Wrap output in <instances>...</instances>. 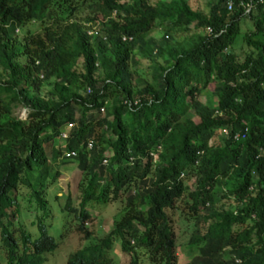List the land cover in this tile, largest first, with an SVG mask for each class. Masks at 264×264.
<instances>
[{"label":"trees","instance_id":"1","mask_svg":"<svg viewBox=\"0 0 264 264\" xmlns=\"http://www.w3.org/2000/svg\"><path fill=\"white\" fill-rule=\"evenodd\" d=\"M227 1L208 0L202 10L190 0H0V238L7 264H39L41 254L57 245L41 223L36 238L19 231L18 250L5 222L17 213L20 185L44 207V184L58 174L50 170L45 146L49 142L51 150L66 122L72 125L60 138L62 148L75 155L54 152L77 158L85 172L77 207L66 202L77 228L90 234L82 225L89 199H114L125 191V209L98 241L70 251L65 264H115L104 254L113 236L128 264H137V249L149 264H177L167 209L190 176L194 187L184 203L195 217L189 241L198 253L181 264H264V155H257L264 148V0H230V9ZM245 2H251L248 11ZM80 8L87 14L80 17ZM245 17L252 29L242 34L248 48L239 55L232 43ZM32 22L36 30L27 27ZM86 23L98 35L88 34ZM156 23L164 32L148 35ZM176 26L204 31L182 44L169 34ZM135 50L163 58L152 80L135 76ZM200 89L215 97L214 104L195 98ZM133 97L138 101L131 107L123 102ZM18 104L26 108L23 118L12 112ZM217 128L227 133L211 145ZM235 132L243 136L234 138ZM155 144L156 162L148 155ZM107 148L109 161L101 164ZM217 185L231 206L214 207Z\"/></svg>","mask_w":264,"mask_h":264},{"label":"rangeland","instance_id":"2","mask_svg":"<svg viewBox=\"0 0 264 264\" xmlns=\"http://www.w3.org/2000/svg\"><path fill=\"white\" fill-rule=\"evenodd\" d=\"M208 0H190L192 4L205 9L204 5ZM79 16L82 17L87 14L85 8H80L78 11ZM99 15V14H96ZM39 24L32 22L27 25L32 30H36ZM165 28L161 23H156V26L150 28L147 31L148 35L159 37L163 33ZM249 29H252L251 20L248 17L243 18L239 23V33L232 43V49L239 55H243L247 50V46L242 40V34ZM204 30L201 28L187 29L181 26H176L169 31L172 35L173 41L178 43H185L186 39H190L191 33H202ZM19 28L17 33H21ZM264 39V34L262 35ZM187 42H191L188 40ZM250 49V48H249ZM252 50V49H251ZM253 51V50H252ZM136 56L135 64V76L143 77L146 80H152V75L155 70L154 64L156 62L164 65L165 62L162 57L156 56L149 58L147 55L140 54L137 50L134 51ZM211 83L207 85L206 90L210 91ZM195 98L202 104L212 105L214 104L215 97H209L205 90L200 89L195 93ZM13 114L23 118L26 115V108L20 104L12 108ZM194 121L198 118L195 114L188 112ZM222 129L217 128L213 134L208 138V143L211 145L216 144L222 138ZM47 142V141H46ZM51 150L48 147L47 142V155L51 164V169L58 170V174L54 180L49 181L46 178V183L42 189V196L46 201L44 207H41L27 193V188L20 185L15 191V200L17 201V213L9 217V221L5 224L13 230L15 239L17 240L18 250L21 248L19 240V231H23L30 235V238H36L40 231L37 224H41L44 227L45 232L51 235L57 242L56 247L51 251H46L41 254L43 257L42 262L39 264H65L68 253L76 248L87 245L91 242H96L98 239L107 233L114 225V223L121 217L125 209L124 196L125 191H121L117 198H106L104 201L89 199L85 203V209L89 216L82 222V225L86 227L90 234L85 237L83 232L77 228L79 220L73 215V211L67 207V201L70 202L75 208L78 205L80 199L81 187L85 184L84 170L78 167L77 158L62 159V157L55 153L54 150L64 146L59 135L52 138ZM110 148H107L104 153H110ZM156 162V160L154 161ZM152 174V170L149 172ZM148 174V175H149ZM231 183L230 178H226L225 187H228ZM134 182H130L127 189L133 187ZM194 187V177L190 176L184 180V189L181 197L175 201V206L172 209H167L172 219V227L175 231V252L177 264L189 263L192 257L198 253V244L189 241V236L195 225V217L187 209L184 201H190L188 198V192ZM217 191L214 193L213 205L215 208L222 206H231L232 201L223 197L219 190L220 185H217ZM69 197V198H66ZM213 246L209 245L206 249H212ZM6 247L0 238V264L6 263ZM137 264H149L146 255L142 249H137ZM143 252V253H142ZM106 257H109L115 264H128L129 255L121 250L119 246V238L113 236V240L108 249L104 251ZM222 255L227 257L229 252L223 250Z\"/></svg>","mask_w":264,"mask_h":264},{"label":"built area","instance_id":"3","mask_svg":"<svg viewBox=\"0 0 264 264\" xmlns=\"http://www.w3.org/2000/svg\"><path fill=\"white\" fill-rule=\"evenodd\" d=\"M242 5L244 6V11H248L251 7V2H245V3H242ZM226 7L227 9H230L231 8V1H227V4H226ZM263 25H264V21H263ZM206 30L209 32L210 31V27L207 26L206 27ZM85 31L88 33V34H91V35H98L97 33V30L95 29V25H90L88 23L85 24ZM166 36V35H164ZM125 37H127L128 39L130 38V36H125V35H121V39H125ZM138 101V98L136 97H133L132 99L130 98H124L123 99V102H125L128 106H132V104H135L137 103ZM106 100L105 98L103 99V104L99 105L98 106V111H103V107H104V104H105ZM71 122H66L64 123V125L62 127L59 128V131H58V135L59 137L61 138H64L67 136V133H68V130L69 128L71 127ZM222 132L224 134H226V130L225 129H222ZM238 136L242 137L243 136V133L241 132H235L233 133V137L234 138H237ZM91 143H92V139L91 138H88L86 140V145H85V148L88 149L91 147ZM258 151H257V155H264V148L262 147H258L257 148ZM160 150V146L159 144H155V145H152L149 149H148V155L151 156L152 158V161H155L156 158H157V151ZM200 152V151H198ZM75 155V150L73 149H64L62 151V156L64 157H73ZM109 160V153H103L102 157H101V164H106ZM128 163H131L133 161V156L132 155H129L128 156V159H127ZM180 176H182V172H180L179 174Z\"/></svg>","mask_w":264,"mask_h":264},{"label":"clouds","instance_id":"4","mask_svg":"<svg viewBox=\"0 0 264 264\" xmlns=\"http://www.w3.org/2000/svg\"><path fill=\"white\" fill-rule=\"evenodd\" d=\"M63 125H64V124H62L61 127H62ZM57 135H58V134H57ZM59 138H61V137H59ZM63 150H64V149L62 148V151H63ZM110 154H111V152L109 153V156H110ZM127 159H128V158H127ZM108 161H109V160H108ZM106 164H107V163H106ZM83 221L86 222L85 220H83ZM83 221H82V222H83ZM1 241H2V240H1ZM41 262H42V260H41Z\"/></svg>","mask_w":264,"mask_h":264},{"label":"crops","instance_id":"5","mask_svg":"<svg viewBox=\"0 0 264 264\" xmlns=\"http://www.w3.org/2000/svg\"><path fill=\"white\" fill-rule=\"evenodd\" d=\"M161 34H162V33H161ZM161 34H160V35H161ZM160 35H159V36H160Z\"/></svg>","mask_w":264,"mask_h":264}]
</instances>
